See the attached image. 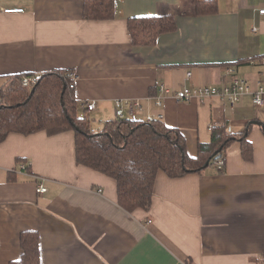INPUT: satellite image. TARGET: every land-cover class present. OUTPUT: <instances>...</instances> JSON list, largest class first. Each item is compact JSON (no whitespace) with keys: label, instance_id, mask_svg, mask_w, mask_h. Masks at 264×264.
Listing matches in <instances>:
<instances>
[{"label":"crops","instance_id":"0c3cea01","mask_svg":"<svg viewBox=\"0 0 264 264\" xmlns=\"http://www.w3.org/2000/svg\"><path fill=\"white\" fill-rule=\"evenodd\" d=\"M85 1L0 0V9L23 10L0 12V89L12 76L71 71L77 114L87 115L92 130L114 118L116 100H136L142 108L133 120L162 115L161 123L181 132L190 157L209 143L210 126L233 135L250 126L251 158L234 141L221 172L215 163L179 178L159 171L150 209L129 213L117 203L112 178L76 163L74 131L11 133L0 143V264L20 259L24 233L38 237L39 264H258L264 106L255 107L250 95L233 108L218 98L169 96L161 106L153 98L161 86L171 94L220 86L230 79L228 66L251 91L264 89L257 62L264 0H115L109 21L84 20ZM142 16H171L176 28L152 46L133 45L127 21ZM91 101L95 109L84 111ZM39 185L46 191L38 193Z\"/></svg>","mask_w":264,"mask_h":264},{"label":"trees","instance_id":"16d2710c","mask_svg":"<svg viewBox=\"0 0 264 264\" xmlns=\"http://www.w3.org/2000/svg\"><path fill=\"white\" fill-rule=\"evenodd\" d=\"M198 3L197 12H204ZM114 16L115 0L84 2V20L109 21ZM175 28L171 16H142L127 21L132 44L136 46H152L158 36ZM69 72L54 71L39 77L16 75L7 79L0 89V143L11 133L55 135L74 131L76 163L112 178L116 182L117 203L129 213L150 209L159 171L170 178L200 173L207 162L224 160L225 150L234 141L241 143L243 157L251 158L252 149L246 141L250 126L240 135L230 134L224 127L213 130L209 143L198 145L196 157L186 153L181 132L160 121L114 117L104 122L101 129L92 130L87 115L77 114L73 90L69 88L72 81L66 76ZM23 79L33 82L23 84ZM20 245L22 255L12 264H39L37 235L22 234ZM258 264H264V258Z\"/></svg>","mask_w":264,"mask_h":264},{"label":"built area","instance_id":"2783aa9c","mask_svg":"<svg viewBox=\"0 0 264 264\" xmlns=\"http://www.w3.org/2000/svg\"><path fill=\"white\" fill-rule=\"evenodd\" d=\"M22 9H0L2 13H21ZM259 14L264 17V9L259 10ZM250 33H256L255 28H251ZM252 62V61H251ZM258 65L264 67V56H261L257 59ZM225 74L230 78L227 82L221 84L220 86H204L198 88H188L185 87L181 91L175 92L171 94L164 87H159L157 89V95L153 98L155 100L156 106L162 105L163 98L173 97L178 102H187L190 100H196L199 102H204L211 98H218L226 102V104L233 108L235 107L240 99L246 95H250L252 97V103L255 107H263L264 106V89L260 86L256 88L255 91H251L246 81L235 76V71L232 67L225 68ZM67 78L72 82L69 85V88L74 90V72L67 73ZM190 74H187L188 78ZM32 79H23V84L32 83ZM82 108L86 112H91L95 109V102L91 101L88 103H83ZM142 105L139 101L129 100V99H118L114 102V117L118 119H129L133 120L138 111H140ZM162 119V115L151 116L148 115L145 119L146 122H157ZM134 121V120H133ZM215 126H210L209 130H215ZM216 170L221 172L224 167V160L220 159L215 162ZM21 169L25 168V165L20 166ZM46 189L39 185L37 188L38 193L45 192Z\"/></svg>","mask_w":264,"mask_h":264},{"label":"water","instance_id":"95a60500","mask_svg":"<svg viewBox=\"0 0 264 264\" xmlns=\"http://www.w3.org/2000/svg\"><path fill=\"white\" fill-rule=\"evenodd\" d=\"M253 124H255V125H259V123H256V122H253ZM262 127V129L264 130V126H261ZM209 165V162H207L206 164H205V167H207Z\"/></svg>","mask_w":264,"mask_h":264},{"label":"clouds","instance_id":"9594fccd","mask_svg":"<svg viewBox=\"0 0 264 264\" xmlns=\"http://www.w3.org/2000/svg\"><path fill=\"white\" fill-rule=\"evenodd\" d=\"M129 170H131V169H129Z\"/></svg>","mask_w":264,"mask_h":264}]
</instances>
